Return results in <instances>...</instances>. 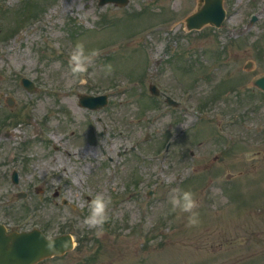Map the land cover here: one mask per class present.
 Here are the masks:
<instances>
[{
    "label": "rangeland",
    "instance_id": "rangeland-1",
    "mask_svg": "<svg viewBox=\"0 0 264 264\" xmlns=\"http://www.w3.org/2000/svg\"><path fill=\"white\" fill-rule=\"evenodd\" d=\"M196 1L42 0L31 28L0 21V222L70 233L75 244L41 264H264V104L241 122L262 100L245 86L264 74V0H225L221 29L186 32ZM22 3L0 0V9ZM214 51L229 63L208 67ZM173 53L193 61L183 74L194 67L215 79L176 75ZM249 62L245 83L221 95ZM150 73L185 112L146 98ZM21 76L36 82L34 93ZM80 93L105 94L108 104L81 109ZM192 175L204 183L182 187ZM17 191L27 196L16 200Z\"/></svg>",
    "mask_w": 264,
    "mask_h": 264
},
{
    "label": "water",
    "instance_id": "water-1",
    "mask_svg": "<svg viewBox=\"0 0 264 264\" xmlns=\"http://www.w3.org/2000/svg\"><path fill=\"white\" fill-rule=\"evenodd\" d=\"M105 1H108V0H103L102 3L105 2ZM205 1H206V4H204L201 7V9H200L201 12L198 15H196L194 18H188L187 19V27H188V29H190V28H199L205 22V20H203V18L201 17V15L203 13H206L207 12V9H210V6H213V5L218 4L220 0H205ZM96 99L100 100V98H96ZM2 234H3V232H2ZM67 239H68V237H67ZM60 240L61 239H55L54 242L57 243ZM68 242H69V239H68ZM7 247H8V243L3 242V241L2 242L0 241V251H3ZM13 247H15V246H13ZM68 247H69V244L66 246V248H68ZM55 253H57V251H55ZM0 254H1L0 264H6V262H7L6 256L3 253H0ZM40 256H42V254L41 253H38L37 257H40ZM13 257L16 258V259H18V260L21 259V258H19L17 256H13ZM35 259L36 258H31L29 261H34ZM22 261H23V259H22Z\"/></svg>",
    "mask_w": 264,
    "mask_h": 264
},
{
    "label": "bare ground",
    "instance_id": "bare-ground-1",
    "mask_svg": "<svg viewBox=\"0 0 264 264\" xmlns=\"http://www.w3.org/2000/svg\"><path fill=\"white\" fill-rule=\"evenodd\" d=\"M86 152H89V151H86Z\"/></svg>",
    "mask_w": 264,
    "mask_h": 264
}]
</instances>
